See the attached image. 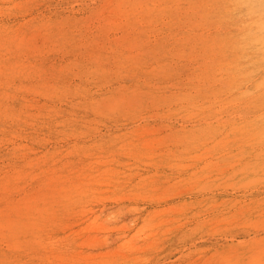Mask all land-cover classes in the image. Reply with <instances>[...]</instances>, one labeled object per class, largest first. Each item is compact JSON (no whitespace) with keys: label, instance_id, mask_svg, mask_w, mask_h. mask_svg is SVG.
Masks as SVG:
<instances>
[{"label":"rangeland","instance_id":"374dc122","mask_svg":"<svg viewBox=\"0 0 264 264\" xmlns=\"http://www.w3.org/2000/svg\"><path fill=\"white\" fill-rule=\"evenodd\" d=\"M0 264H264V0H0Z\"/></svg>","mask_w":264,"mask_h":264}]
</instances>
